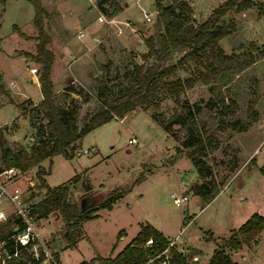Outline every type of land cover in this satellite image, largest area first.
<instances>
[{
  "label": "rangeland",
  "instance_id": "rangeland-1",
  "mask_svg": "<svg viewBox=\"0 0 264 264\" xmlns=\"http://www.w3.org/2000/svg\"><path fill=\"white\" fill-rule=\"evenodd\" d=\"M71 1L72 5L65 10L66 16L77 7L76 11L84 13L87 20L98 22L100 28L97 40L105 48L103 53L94 55L91 63L75 65L72 62L73 56L68 53H64V57L55 56L52 66L54 77L51 78L54 101L59 106H67L71 98L65 88L71 84L76 89H81V95L73 93L81 101L80 121L95 106V75L108 73L116 91L124 85L118 75L125 69L141 63L144 55L147 62L153 61L155 55H147V47L144 53L138 50L143 48L142 44L137 45L138 47L124 44L121 35L125 28L130 33L138 31L141 34L136 37L139 42L141 36H156L160 24L158 14L150 22L143 16V10H157L155 0H118L123 9L128 5L119 17L121 20L116 17L118 13L110 15L113 10L111 0ZM171 1L164 0V4ZM191 1L194 2L197 14L205 17L216 0ZM254 1L255 4L248 10L231 18L237 22V29L232 37L233 47L229 36L220 38V43L226 52L236 53L234 72L230 75L231 80L225 93L236 100L238 108L233 116L227 118L249 121V126L256 121L247 131H237L231 126L217 130L219 147L215 150L208 149L205 170L198 171L185 152H176L180 141L166 133L150 116V111L141 107L122 117L115 116L86 133L73 157L55 154L42 161L43 166L50 170L45 175L47 183L52 186L66 183L70 189L69 199L78 204L80 198L88 193L93 194L95 202L103 201L116 189L121 193L110 208L97 210L96 216L86 220L84 226L82 222L80 227L75 228L77 234L81 229L82 235L73 246H66L63 235L57 232L63 226L60 218L56 220L58 211H53L51 216L42 217L36 222L40 236L46 238L50 245V237H47L52 231L56 232L51 246L58 253L59 264H80L94 257L114 256L147 224L160 230L166 237L176 239L175 248L183 253L193 255L202 250L205 256L210 257L218 243L225 245L231 257L241 264H264V229L257 241L250 240L239 250L230 249L226 245L227 241L221 239L227 238L231 229L236 228L235 218L243 206L250 203L257 208L264 202V174L260 170L264 164V113L260 115L257 111V116L252 115L262 93L260 103L264 106V60L259 58L264 46L259 45L264 43V17L250 20V14L255 16L258 6L264 5V0ZM56 3V0L47 5L43 2L49 12L44 18L43 27L50 35L47 47L53 53L58 50L59 40H66L70 35L68 29L62 32L61 14L56 10ZM101 15L105 17L103 21L98 20ZM33 16L34 7L28 0H0V40L4 41L1 45L6 50L17 51V54H24L30 59L25 61L21 55L15 56L11 52L13 57L0 58V70L4 80L9 82L15 79L19 87H24L33 99L38 100L42 96L41 89L32 81L29 72V64L36 67L39 80L42 71V63L33 58L37 55L38 44ZM111 18H114L113 22L109 21ZM125 21H129L131 26L125 24ZM119 27L122 28L120 33L117 32ZM181 53L174 52L166 62L176 61ZM253 57L260 60L252 63ZM189 72L181 69L178 74L187 76ZM209 95L208 86L198 82L181 97L188 98L190 102H200L203 108L199 114L200 123L216 128L217 119L211 117V112L204 105ZM20 103L24 106L22 115L26 118L19 119V128L7 134L12 147H19L20 143L30 145L34 140L31 137H37V131L32 126L35 121L39 125V133L45 125L42 112L32 108L33 105L27 100ZM175 105L174 100L167 97L156 111L172 113ZM16 115L14 105L8 104L1 108L0 125L8 123V126H12L14 122L11 120ZM174 127L178 130L177 126ZM133 137L136 138L135 141L132 140ZM4 167L0 152V169ZM36 171V167L22 170L19 179L10 183V188L19 187L24 191L21 199L23 205H31L34 196L42 195L37 191H44L39 187ZM28 177L35 181L34 186L29 187V192ZM215 189L221 191L207 202V196ZM173 194H187L189 199L176 205ZM14 212L15 205L5 197L0 198V220ZM94 264L100 263L96 260ZM192 264H203V259H193Z\"/></svg>",
  "mask_w": 264,
  "mask_h": 264
},
{
  "label": "trees",
  "instance_id": "trees-1",
  "mask_svg": "<svg viewBox=\"0 0 264 264\" xmlns=\"http://www.w3.org/2000/svg\"><path fill=\"white\" fill-rule=\"evenodd\" d=\"M28 1L34 7L33 23L37 28L38 44L37 55L33 58L42 63L39 80L43 99L37 104H33L31 100L27 101L33 105L32 108L42 112L45 125L39 133V125L35 121L32 126L37 131V137L29 146L20 143L19 147L10 146L3 129L0 128V152L6 167L15 166L23 171L37 168L39 187L45 189V194L43 198L34 202L30 213L35 214L38 219L58 211L64 223L58 233L63 235L66 246H73L80 239L82 232L80 229L78 230L80 235L77 234L76 227H80L82 222L96 216L97 210L110 208L121 193L119 189H116L103 201L82 211L80 204L69 199L70 189L66 183L54 186L47 183L45 175L50 170L42 164L46 158H51L55 154H63L66 158L73 157L80 140L86 133L112 120L115 116L126 115L137 107L149 110L150 116L170 136L180 141L176 152H185L198 171L206 169L205 156L208 149L215 150L219 147L217 130L227 126L237 131H245L248 128L249 121L227 118L233 116L238 108L236 100L225 93L231 80L230 75L234 72L236 53L225 52L219 40L236 29L235 21L227 15L232 11L253 6L254 0H223L200 22L194 18L193 9L186 0H172L167 5L164 4V0H155L160 30L156 36L148 35L145 38L147 55L151 53L155 55L153 61L147 62V57L144 55L141 63H135L125 69L121 75H118L124 85L116 91L112 87L108 73L95 75V106L87 111L80 121L81 101L73 93L81 95V89H76L71 84L65 88L71 98L67 106H59L54 101L55 93L51 74L55 55L47 47L50 35L43 27L44 18L49 15V12L42 0ZM111 5L113 10L110 15L123 10L118 0H111ZM257 15L259 17L264 15V5L258 6ZM261 50L263 52L259 58L264 57V46ZM174 52L182 53L176 61L166 62ZM257 59L258 57H253L251 62ZM181 69L190 72L187 76H181L178 74ZM198 82L208 86L210 95L204 105L211 112V117L217 119L216 128L200 123L199 114L203 109L200 102H190L188 98L181 97ZM0 88H2L1 84ZM8 97L12 101L10 96ZM167 97H171L176 103L173 112H157L156 110ZM16 106L25 111L22 103H16ZM252 115L257 116V111L253 110ZM174 126H177L178 130ZM260 170L264 174V164ZM215 190L209 193L207 202L216 195L218 189ZM16 225L19 227L22 225L21 218L16 215L0 222V240H7L9 251L14 250L11 235L16 232ZM263 229L264 215L254 212L242 225L232 229L227 238L221 237V239L227 241L226 245L230 249L239 250L244 243L250 240L257 241ZM208 233L212 234L209 231ZM55 234L56 232L50 236L51 245H53ZM149 238H152V243L147 245L146 241ZM167 243L168 237L154 226L147 224L116 255L94 257L80 264H94L96 260L100 264H162L164 255L161 252L166 248ZM51 247L57 259L58 253L53 246ZM193 255L172 247L169 264H192ZM6 264L44 263L38 262L30 251L23 249L19 257L9 259ZM206 264L241 263L231 257L225 245L216 243Z\"/></svg>",
  "mask_w": 264,
  "mask_h": 264
},
{
  "label": "crops",
  "instance_id": "crops-1",
  "mask_svg": "<svg viewBox=\"0 0 264 264\" xmlns=\"http://www.w3.org/2000/svg\"><path fill=\"white\" fill-rule=\"evenodd\" d=\"M52 1L53 0H43L45 5H47V3L52 2ZM56 1H57V3L55 4L56 10L60 11V14H61L62 32H65L68 29L69 32H70V35H69V38L66 39V40H63V39H61L62 41L59 40V42L57 43L58 50H56L54 52L55 56L56 57H64L65 56L64 53L65 54L68 53L71 56H73L74 59L72 60V62H75V65L83 64V63H91L94 60V55H96V54H98L100 52L103 53L105 51V48L101 45L102 42L98 43L99 41L97 40V36L99 35V30L98 29L100 28L99 23L95 22V21L87 20L86 15L84 13H82L81 11L80 12L76 11L77 7H76V9L74 11H69L68 16H66V11L65 10L70 5H72V1L71 0H56ZM186 1L191 5V7L193 9V16H194V18L196 19L197 22H200V21L204 20L212 12L213 8L216 7L219 4V2H220L219 0H216L214 2V4L211 6L210 12L205 17H203V16L197 14L193 1H191V0H186ZM126 7H128V5H126L125 8ZM125 8L116 15V17H118V19H120L119 17L121 15V13L125 10ZM249 8H245V9L240 10V11H232L227 16L232 18L236 14H238L240 12H244L245 10H248ZM155 14H158L157 10L155 11ZM155 17H156V15H155ZM262 17H264V15L259 17L257 15V13L255 14V16L250 14V20L254 19V18H258L259 19V18H262ZM235 23H236V29H237V22L235 21ZM136 24H138V23H136ZM248 25H250V23H248ZM236 29L231 34L227 35V36H229V38H230V40L232 42V47H233V44H234L233 40H232V37H234ZM80 30L84 31V35L82 37L78 36V33H79ZM64 34H67V33H64ZM138 35H141L138 31H136L134 33H130V31L125 28V32L121 35V37L123 38V42H124V44L126 46L130 47V46H134L135 45L136 47H138L137 45H141L142 44L143 48L142 49H138V50L140 52L144 53V52L147 51V48H146L147 46L145 44V38H143L141 36V39L138 42L137 39H136V37ZM3 42H4L3 39H1L0 40V58L1 59H5V57L6 58L13 57V55H15V56L16 55H21L23 58H25V61L30 60L29 57L25 56L24 54H17V51L12 52L11 50H6L5 48H3V45H1ZM219 43H220V40H219ZM262 44L264 45V43H260L259 45H262ZM220 45H221V43H220ZM11 52L13 53V55H12ZM227 53H231V52H227ZM261 58H263L262 60H264V57H261ZM59 59L60 58H57V60H59ZM259 60L260 59L258 58L253 63H257ZM30 68H31V65L29 64V72H30V76L32 78V81L34 83H36L38 85V87H40V81L39 80H38V82L35 81V79L33 77V74L30 71ZM53 77L54 76L51 74V78H53ZM0 84L2 85V88H0V109L5 107L8 104H11V105H14L16 110H17V115L11 120L12 122H14V124L12 126H8L7 125L8 123L0 125V128L3 129L4 136H5L6 140H7V143L9 144L10 142L7 139V134L13 133L14 131H16L19 128V126H20L19 119L26 118V116L22 115V112H24V111L21 110L20 108H18L16 106V103L23 102V101H26V100H31V101H33V104H37L43 99V94H41L42 96H41L40 99H38V100L33 99L29 95L28 91L24 87H19L17 85V82H16L15 79L10 80L9 82L4 80V75L1 72V70H0ZM262 94L260 95V98L258 99L257 105L255 106L256 111H259L260 115H261L262 112L264 113V106L260 103ZM8 96H10L12 101L9 99ZM138 109H140V108H138ZM134 110H137V109H134ZM254 122H252V124ZM252 124L247 129H250ZM29 125H30V122H29ZM30 128L33 129L31 126H30ZM31 139H34V137H31ZM21 142H23V141H21ZM43 190L44 191H42V192L37 191L39 194L42 193V195L39 196V197H37V195L34 196V200H33L34 202H37L38 200H40L41 198L44 197L45 189L43 188ZM220 191L221 190H218V192L216 193L215 196H217ZM37 192H36V194H37ZM254 207L255 206H251L250 203H248L246 206L242 207V209L239 211L238 215L235 218L236 228H238L240 225H242L248 219V217L254 212H258V213L264 215V202L260 203L257 208H254ZM13 214L14 213H12L8 217H11ZM48 216H51V214L48 215ZM8 217H6L4 220H6ZM59 218L61 219L60 214L57 215L56 220H58ZM39 219L40 218L35 220V225H36V222ZM4 220H0V222H2ZM84 222H83V226H84ZM63 226H64V223H63ZM63 226L57 232H59L63 228ZM52 233H54V232L52 231L50 233V235ZM50 235L48 237H50ZM212 236H213V233H212ZM210 239H212V238L210 237ZM185 250H187V249H185ZM200 257L203 259V264H206L211 256L210 257L208 255L205 256L204 252L202 250H201V252L199 254H194L193 255V259L194 260H198Z\"/></svg>",
  "mask_w": 264,
  "mask_h": 264
},
{
  "label": "built area",
  "instance_id": "built-area-1",
  "mask_svg": "<svg viewBox=\"0 0 264 264\" xmlns=\"http://www.w3.org/2000/svg\"><path fill=\"white\" fill-rule=\"evenodd\" d=\"M155 15L156 14L153 11L143 10V16L145 20L148 22L152 21ZM104 19L105 17L102 15L98 17L99 21H103ZM113 20L114 18L109 19V21L112 22ZM124 23L127 25L131 24L129 21H125ZM132 29L136 30L135 28ZM117 32L118 33L122 32V28L119 27ZM83 35H84V31L80 30L78 36L82 37ZM30 71L33 74L35 81L38 82L37 68L31 67ZM132 140L135 141L136 138L133 137ZM84 151L87 152V150ZM21 172L22 170L15 166H8L0 169V198L5 197L15 205L16 212H14L13 215L19 216L22 221V225L20 227L16 225L18 228L15 230L16 232L13 235H11V239L13 240L14 243L13 251L8 250L7 240H0V247H2V250H0L1 263L4 262L2 264H5L8 262L9 259L19 257L21 255V251L23 249H26L30 251L32 253V256L35 257V259L38 260V262L40 263L59 264L58 260L54 256V251L52 250L49 241L46 238H42L35 227V220L37 219L36 215L30 213L31 210L33 209L34 202H31L30 203L31 205L28 204L23 205L21 199H22V195L24 194L23 193L24 191H22V189H20L19 187L10 188V183L12 181H16ZM27 182H28L27 190L29 192L30 190L29 187H33L35 181L31 177H28ZM173 196L176 205H181L183 201L189 199V195L187 194L181 196L173 194ZM22 230H24V233L21 232ZM151 243H152V238H149L146 241V244L150 245ZM175 244H176V239L168 238L167 246L161 252V254L164 255L162 264L170 263L169 262L170 250L172 247L176 246Z\"/></svg>",
  "mask_w": 264,
  "mask_h": 264
},
{
  "label": "water",
  "instance_id": "water-1",
  "mask_svg": "<svg viewBox=\"0 0 264 264\" xmlns=\"http://www.w3.org/2000/svg\"><path fill=\"white\" fill-rule=\"evenodd\" d=\"M95 203H97V202H95V200L93 198V194H91V193L85 194L80 198V201H79L80 209L83 211ZM17 228L18 227L16 226L15 230ZM21 232L24 233V230H22Z\"/></svg>",
  "mask_w": 264,
  "mask_h": 264
}]
</instances>
